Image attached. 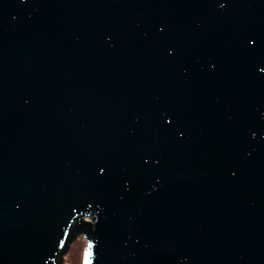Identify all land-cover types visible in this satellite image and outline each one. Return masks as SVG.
<instances>
[{
    "label": "water",
    "instance_id": "95a60500",
    "mask_svg": "<svg viewBox=\"0 0 264 264\" xmlns=\"http://www.w3.org/2000/svg\"><path fill=\"white\" fill-rule=\"evenodd\" d=\"M264 264V0H0V264Z\"/></svg>",
    "mask_w": 264,
    "mask_h": 264
},
{
    "label": "rangeland",
    "instance_id": "374dc122",
    "mask_svg": "<svg viewBox=\"0 0 264 264\" xmlns=\"http://www.w3.org/2000/svg\"><path fill=\"white\" fill-rule=\"evenodd\" d=\"M79 238H78L79 240L78 239L76 240L77 243L73 246V249L70 252V256H68V257H69V259L72 258V257H73V259L77 258V254L79 252V246H81L80 248H82V250L80 251L79 255H80V263L82 264V257H83L84 249H85V246H86V241L81 236Z\"/></svg>",
    "mask_w": 264,
    "mask_h": 264
},
{
    "label": "trees",
    "instance_id": "16d2710c",
    "mask_svg": "<svg viewBox=\"0 0 264 264\" xmlns=\"http://www.w3.org/2000/svg\"><path fill=\"white\" fill-rule=\"evenodd\" d=\"M79 239H80V238H79ZM79 239H78V240H79ZM76 243H77V241H75V242L72 244V246H71L69 252L66 254V264H81V263H80V255H79L80 251L82 250V248H80L81 246H79V252H78V254H77V258H74V259H73V257H72V258L69 259V257H68V256H70V252L72 251L73 246H74Z\"/></svg>",
    "mask_w": 264,
    "mask_h": 264
}]
</instances>
